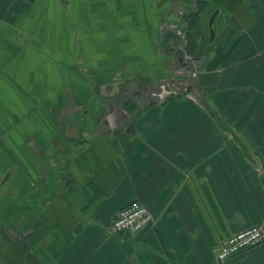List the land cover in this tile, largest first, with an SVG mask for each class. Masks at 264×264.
<instances>
[{"label":"crops","instance_id":"obj_1","mask_svg":"<svg viewBox=\"0 0 264 264\" xmlns=\"http://www.w3.org/2000/svg\"><path fill=\"white\" fill-rule=\"evenodd\" d=\"M252 224L264 0H0V264H264L217 256Z\"/></svg>","mask_w":264,"mask_h":264},{"label":"built area","instance_id":"obj_2","mask_svg":"<svg viewBox=\"0 0 264 264\" xmlns=\"http://www.w3.org/2000/svg\"><path fill=\"white\" fill-rule=\"evenodd\" d=\"M153 220L151 211L140 201L121 207L112 221L114 232H139ZM264 241V227L252 224L220 239L216 244L217 256L226 260Z\"/></svg>","mask_w":264,"mask_h":264},{"label":"water","instance_id":"obj_3","mask_svg":"<svg viewBox=\"0 0 264 264\" xmlns=\"http://www.w3.org/2000/svg\"><path fill=\"white\" fill-rule=\"evenodd\" d=\"M216 15H217V11H214L212 13V15L210 16V20H209L210 36H211V38H213L214 35H215V31H214V28H213V23H214V20H215Z\"/></svg>","mask_w":264,"mask_h":264},{"label":"rangeland","instance_id":"obj_4","mask_svg":"<svg viewBox=\"0 0 264 264\" xmlns=\"http://www.w3.org/2000/svg\"><path fill=\"white\" fill-rule=\"evenodd\" d=\"M213 12H214V11H213ZM213 12H212V13H213ZM212 13H211V15H212ZM209 18H210V17H209Z\"/></svg>","mask_w":264,"mask_h":264}]
</instances>
